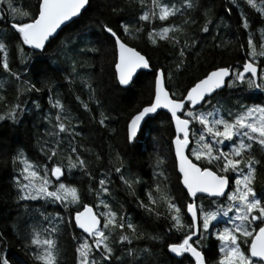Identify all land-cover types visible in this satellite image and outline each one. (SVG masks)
<instances>
[{
    "label": "snow or ice",
    "instance_id": "1",
    "mask_svg": "<svg viewBox=\"0 0 264 264\" xmlns=\"http://www.w3.org/2000/svg\"><path fill=\"white\" fill-rule=\"evenodd\" d=\"M230 3L238 9L237 29L245 36L246 42H240L236 36V50L243 56L235 63L214 67L186 84L177 85L179 94L168 86L171 74L162 67L157 68L142 50L130 46L129 39L137 45L171 46L177 52V72L185 69L187 57L199 47L192 30L198 19L204 21L199 28L203 33L214 23L209 18L211 9H204L203 0H180L179 6L175 0H102L104 11L100 15L111 19L96 22L107 34L111 52L103 44L79 50L99 55L101 61L110 55L113 86L117 88L134 83L138 70L152 71L149 100L125 120L126 144L135 145L143 133V125L154 118L152 114L160 109L170 114L168 121L174 132L169 151L173 154L172 172L176 180L173 182L165 170L166 158L158 154L154 159L152 182L144 190V199H140L135 192V186L141 183L140 177L123 174L119 153L120 166L107 172L102 170V178L97 182L78 150L82 148L77 143L81 133L72 123L71 112L59 98L52 96L51 80H25L23 73L12 71L9 63L13 41L16 42L13 52H23L22 45L45 50L59 35L58 30L88 11L92 0H37L30 11L22 10L14 0H0L3 6L0 24L5 26L0 29V75L19 85L14 102L9 100L6 90L0 91L3 105L0 121L20 124L28 111L23 97L47 88L48 103L55 115L48 111L42 117L48 124L45 131L48 139L39 142L40 150L47 161L58 154L67 159L66 164H39L29 161L23 149L11 157L17 204L25 207L20 248L26 258L10 259L5 251L7 240L0 232V264H123L125 256L132 258V264H140L145 256L151 258L154 253L147 246L133 247L134 241H163L164 236L169 239L175 236L178 240L167 243L169 253L176 257L187 254L192 264H264V186L258 189V171L264 172V101L249 105L237 100L227 108L219 102L212 103V98L224 88L264 93V27L259 29L257 37L253 31L256 22L247 11L254 9L264 24V0L259 3L230 0ZM226 10L231 13L232 7ZM178 17L183 18L182 22L173 23ZM68 44L71 41L58 46L66 58L75 47L69 48ZM223 46L227 47V42ZM196 55L199 57L200 53ZM78 66L84 67V64L71 57V72L65 79L71 84L79 78L89 93V101L94 99L97 108H101L93 77L82 76ZM0 89H4L3 83ZM76 99L91 113L88 102L80 96ZM31 103L35 109L41 108L38 101ZM100 117L96 123L107 127L109 117L103 111ZM96 158H100L99 154ZM74 170H80L87 177L86 189L78 186L80 181L75 179ZM113 172L119 175L126 190L136 198L137 207L149 219L166 220L163 235L146 236L131 216L122 209H112L109 199ZM31 202L43 203L33 208ZM45 204L57 205L62 211L47 212L43 210ZM65 234L67 239L63 240ZM62 242L70 246V258L67 248L62 249ZM117 249L121 250L120 255L116 254Z\"/></svg>",
    "mask_w": 264,
    "mask_h": 264
},
{
    "label": "trees",
    "instance_id": "2",
    "mask_svg": "<svg viewBox=\"0 0 264 264\" xmlns=\"http://www.w3.org/2000/svg\"><path fill=\"white\" fill-rule=\"evenodd\" d=\"M17 6L22 10L30 11L36 5L37 0H14ZM179 6L180 0H175ZM259 3V0H257ZM102 0H92L91 7L82 16L75 18L72 22L63 27L59 31V35L46 49L33 50L29 46L22 45L24 51L13 52L16 42L13 41L9 50V63L12 71L23 73L25 80L35 82L37 79H50L52 82V96L54 99L59 98L65 108L71 112L73 117L72 123L76 125V131L81 133L77 138V143L82 146L78 150L81 157L86 161L88 170L92 173L96 180L101 177V171H109L114 167H119L117 163V153L123 162L122 172L125 176L134 174L140 177L141 183L135 186L136 196L144 199V190L152 182L153 164L155 157L159 154L166 158V171L171 174L173 182L176 180L173 169V154L169 151L170 138L173 135V127H170L168 117L165 112H158L153 119L143 125V133L136 141L135 145L125 143L124 124L130 113H134L136 109L142 107L150 98L153 84V73L149 71H140L139 75L134 77V83L129 86H113L112 72L114 68L110 66L111 56L109 55L104 61L100 56L91 52L80 53L81 48L100 47L104 45L105 49L111 52V43L108 42L107 34L97 25V19H111L107 15H100L104 9L101 7ZM204 9H211L210 19L214 21L209 26V31L203 33L199 28L203 26V19H198V24L193 27L199 47L187 57V67L177 72L176 63L178 62L177 52L171 46L153 47L145 46L143 43L136 44L129 39L130 46H136L138 50H142V54H147L153 60L157 68H164L167 73L171 74L169 88L179 94L177 85H183L189 79L200 77L204 73L213 70L217 66H227L235 63L242 56V52H238V43L236 36H239L240 42H246L245 36L237 29L238 9L230 3V0H203ZM3 6H0L2 8ZM227 7H232L231 13L227 12ZM202 9V11L204 10ZM248 14L255 21L253 31L259 36V29L264 27L260 23V18L254 9H247ZM183 18H176L173 23H181ZM0 24V29L4 28ZM68 44L72 51L68 52L67 58L64 52L58 47L61 43ZM227 42V47L223 45ZM214 45H222L214 47ZM196 53H200L197 57ZM75 57L78 62H82L84 67L77 68L82 76L89 75L94 79L93 87L96 88V98L102 102V107L97 108L95 100L89 101V93L85 89L79 78H75L73 83H69L65 79L71 72V57ZM2 58V54H0ZM90 66V67H89ZM103 69V70H102ZM2 72V70H0ZM0 83L4 84L6 95L9 100L14 102L16 88L10 79H6L0 75ZM41 87V85H37ZM77 96L81 100L88 102L91 113L86 112L76 99ZM49 92L47 88H43L39 93H31L25 95L23 99L27 101L28 111L22 117V122L18 125H12L7 121H0V232H2L7 240L5 249L10 259H25L24 253L20 248V237L23 235V221L26 219L25 207L23 204L18 206L16 199V189L12 184V176L15 175L11 157L18 149H23L24 154L29 161L39 164H55L58 162L67 163L66 156L58 154L52 161H47L41 152L42 140L48 139L45 131L48 124L42 120V117L51 109L48 103ZM38 101L41 105L40 109H35L32 101ZM237 100L244 104L260 103L264 101V93L258 91L237 92L234 89L224 88L219 91L213 98L212 103L219 102L224 107H231L236 104ZM3 105L0 104V108ZM101 111L109 117L106 121L107 127H102L96 121L100 117ZM92 117L96 119L93 120ZM112 129L116 131L113 132ZM63 135V134H62ZM99 154V159H97ZM74 158V157H73ZM75 179L80 181L78 184L82 189L87 188L88 180L80 170H74ZM73 179V177H69ZM112 184L111 198L109 203L114 211L122 209L131 216L134 224H137L139 231L148 235H163L167 226L165 219L155 220L149 219L141 209L137 207V200L126 190L125 186L119 179V175H111ZM264 186V172L258 171V189ZM178 192L179 189L177 188ZM91 200V197L88 198ZM86 200L85 202H88ZM43 202H31V207H41ZM223 203V201H222ZM43 210L47 212L62 211L57 205L45 204ZM163 211V209H161ZM79 231V230H77ZM179 236V234H176ZM67 239V234L63 240ZM178 242L175 236L169 239L164 236L163 241H152L143 239L134 241L133 247L142 249L149 247L154 255L151 258L145 256L140 264H192V260L185 254L183 257H175L167 250V243ZM67 248L69 258L71 254L70 246L63 244L62 249ZM117 255L121 254V250L117 249ZM63 258V257H62ZM123 264H132L131 257H123Z\"/></svg>",
    "mask_w": 264,
    "mask_h": 264
},
{
    "label": "water",
    "instance_id": "3",
    "mask_svg": "<svg viewBox=\"0 0 264 264\" xmlns=\"http://www.w3.org/2000/svg\"><path fill=\"white\" fill-rule=\"evenodd\" d=\"M75 19V18H74ZM73 19V20H74ZM69 24V23H68ZM58 31H60V30H58ZM139 72L140 71H149V70H138ZM160 111H162V112H165L166 114H168L169 116H170V114L169 113H167V110H164V109H160V110H158V112H160ZM155 114H152V116H154ZM173 130H174V127H173ZM80 231V230H79ZM171 255H173V256H175L174 254H171ZM176 257V256H175ZM191 259V258H190ZM256 259H258V258H254V260H256ZM192 260V259H191Z\"/></svg>",
    "mask_w": 264,
    "mask_h": 264
}]
</instances>
